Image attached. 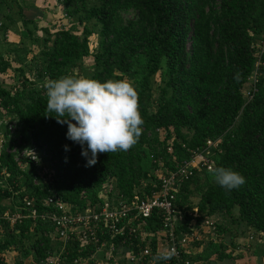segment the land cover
I'll return each instance as SVG.
<instances>
[{
	"label": "trees",
	"instance_id": "obj_1",
	"mask_svg": "<svg viewBox=\"0 0 264 264\" xmlns=\"http://www.w3.org/2000/svg\"><path fill=\"white\" fill-rule=\"evenodd\" d=\"M57 1L66 9V16L78 17L83 24L92 22L93 29L86 27L83 38L69 30L46 38L39 76L47 82L78 77L88 56L94 65L87 78L106 82L133 76L142 131L128 151L99 153L96 164L89 167L81 147L66 139L67 125L58 123L59 117L46 110L47 83L29 97L25 93L29 84L20 90L0 84V114L17 119L22 127L21 139L5 135L0 148V264H5L2 255L6 250L30 235L35 239L37 261H45L56 248L51 227L43 225L39 217L22 218L16 226L3 219L5 212H16L14 199L18 204L26 196L36 198L32 209L42 214L50 209L38 200L53 194L79 213L101 202L105 185L116 195L130 196L152 172L177 171L204 150L211 151L214 167L195 169L181 184L176 207L186 221L179 228L188 232L189 213L194 208L199 213L196 221L216 219L218 239L208 242L210 264L234 260L229 247L237 237L252 232L255 240L264 238V55L257 56L258 38L264 34V0ZM13 13L27 21L20 6ZM128 13L135 18L127 20ZM94 28L101 41L98 51L91 54L88 37L97 32ZM9 66L5 63L0 74ZM156 75L161 78L157 101L152 100ZM250 85L246 98L245 88ZM153 102L156 106L151 112ZM9 134H13L10 129ZM209 142L214 145L209 147ZM23 150L33 154L34 161L28 156L18 160ZM217 167L238 171L246 183L226 191L214 178ZM196 193H201L200 200L192 206L190 200ZM10 199L14 206L8 209L5 202ZM19 206L27 208L24 203ZM224 217L237 229L223 224L220 218ZM149 226L161 229L157 215ZM73 250L69 262L77 257ZM92 252L87 247L83 256ZM201 260L207 259L195 257V261Z\"/></svg>",
	"mask_w": 264,
	"mask_h": 264
},
{
	"label": "built area",
	"instance_id": "obj_2",
	"mask_svg": "<svg viewBox=\"0 0 264 264\" xmlns=\"http://www.w3.org/2000/svg\"><path fill=\"white\" fill-rule=\"evenodd\" d=\"M258 39L257 56L260 59L264 55V34ZM2 144L1 141L0 148ZM208 145L212 147L214 144L209 142ZM21 154L34 161L33 154L25 150ZM211 157V151L204 150L195 153L177 171L158 169L127 197L116 195L107 184L102 189L101 202L79 213L73 212L72 207L50 194L38 200L49 211L38 214L37 210L32 209L36 198L26 196L23 203L30 211L19 206L23 203L18 200L16 212H5L3 219L9 221L11 226H16L22 218L38 220L39 217L43 225L51 227L52 241L57 246L40 264H88V257L83 256L87 247L93 249V254L102 255L98 264H151L153 256L168 251L174 253L172 258L159 264H200L195 261L194 251L218 239L217 221L211 217L196 221L199 213L194 208L189 213L192 220L188 232H183L179 227L186 219L184 213L177 209L176 201L181 184L193 175L195 169L212 170L214 162ZM34 185L39 183L35 182ZM20 211H28L29 215L25 217ZM154 215L161 220L159 230L149 226V220ZM71 248L77 253L73 262L68 260Z\"/></svg>",
	"mask_w": 264,
	"mask_h": 264
},
{
	"label": "rangeland",
	"instance_id": "obj_3",
	"mask_svg": "<svg viewBox=\"0 0 264 264\" xmlns=\"http://www.w3.org/2000/svg\"><path fill=\"white\" fill-rule=\"evenodd\" d=\"M4 6L11 7L13 10H17L20 6L27 21L25 22L17 13L9 15L11 20H9L7 15L0 16V68L5 63L10 65L5 74H0V84L7 89L14 87L13 90L15 87L20 90L19 88L23 87L24 84H29L25 90L26 97H29L31 92L40 91L47 83L46 79L39 76L43 61V41L49 36L53 39L55 33L60 30H69L74 35L83 38L86 27L93 29V23L83 24L79 22L78 17L70 18L66 16V9L57 0H0V9L3 10ZM125 18L127 20L134 19L135 14H125ZM94 29L97 32L88 37V48L91 54H95L98 51L101 41L98 28ZM47 30L50 32L49 35L46 33ZM47 46L51 47L52 43L47 44ZM83 60L84 69L78 77H85L86 74L92 73L94 65L92 56L85 57ZM123 80L128 81L131 85L134 83L133 76L125 75ZM153 81L152 100L157 101L161 78L156 75ZM250 88L251 85L245 88L244 94L246 98L249 97ZM155 106L153 102L150 107L151 112L155 111ZM9 129L13 134L7 135ZM21 131L22 127L17 119L9 120L7 115L0 114V143L1 141L5 143L6 136L7 139H14L15 137L17 140L21 139ZM18 158L23 160L24 155L20 153ZM24 164L26 163H23L22 167L25 166ZM200 195L201 193H196L191 198L192 206H197ZM14 204H16L15 199ZM5 205L8 209L14 206L11 199L6 201ZM235 213L237 214V210ZM220 221L231 229H237L236 224L231 225L229 218L224 217V220L220 218ZM34 240L30 235L19 244L12 246L11 250H6L2 255L5 264H40L33 251ZM54 244L56 243L54 242ZM202 249H204V252L202 253L198 250L199 254L205 256L208 260L207 262L211 261L212 255L208 257V243ZM25 252H30V254L24 255ZM97 259H100L99 255Z\"/></svg>",
	"mask_w": 264,
	"mask_h": 264
},
{
	"label": "clouds",
	"instance_id": "obj_4",
	"mask_svg": "<svg viewBox=\"0 0 264 264\" xmlns=\"http://www.w3.org/2000/svg\"><path fill=\"white\" fill-rule=\"evenodd\" d=\"M47 111L67 125L66 139L81 147L86 166L97 162L99 153L128 151L139 140L143 119L138 96L126 80L100 82L87 77L64 76L46 84ZM68 147L65 146V151ZM216 182L226 191L239 189L246 178L230 168L213 170ZM168 251L152 257L151 264L167 261Z\"/></svg>",
	"mask_w": 264,
	"mask_h": 264
},
{
	"label": "crops",
	"instance_id": "obj_5",
	"mask_svg": "<svg viewBox=\"0 0 264 264\" xmlns=\"http://www.w3.org/2000/svg\"><path fill=\"white\" fill-rule=\"evenodd\" d=\"M27 1V0H26ZM21 2V1H20ZM10 8V9H9ZM2 9H0L1 12ZM13 9L11 7L4 6L2 10V14L0 16L3 17L4 15H11ZM14 15V14H13ZM251 236L254 237L251 238ZM229 237V236H228ZM226 238V237H225ZM231 240V239H230ZM234 241V246H230L229 250L231 251L232 258L234 260L231 261H215L216 264H264V238L260 240H255V236L252 232L249 235H244L243 237H237ZM232 242V240H231ZM226 244V242H225ZM202 253L204 249H199ZM195 257H199L200 254L198 250H195ZM258 254V255H257ZM88 255V254H86ZM99 255V260L97 259ZM102 259L101 254H91L88 256V264H98ZM208 260H201L199 261L200 264H210L207 262ZM96 262V263H95Z\"/></svg>",
	"mask_w": 264,
	"mask_h": 264
}]
</instances>
